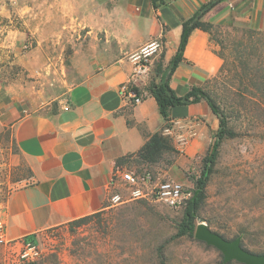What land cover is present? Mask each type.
I'll return each instance as SVG.
<instances>
[{"label":"crops","instance_id":"obj_1","mask_svg":"<svg viewBox=\"0 0 264 264\" xmlns=\"http://www.w3.org/2000/svg\"><path fill=\"white\" fill-rule=\"evenodd\" d=\"M50 1L53 17H41L33 56L51 62L60 85L37 92L0 85V135L12 132L29 171L4 212L7 240L15 245L108 211L117 169H148L182 183L184 170L208 153L220 127L205 101L173 108L168 126L149 91L156 65L161 61L166 70L177 52L183 21L211 0ZM203 20L264 33V0H225ZM154 41L163 51L152 57L149 73L134 77L133 57ZM222 65L211 36L197 29L171 87L185 96L203 88ZM132 80L143 98L137 105L120 94ZM160 132L178 153L165 167L162 160L139 163V152Z\"/></svg>","mask_w":264,"mask_h":264},{"label":"rangeland","instance_id":"obj_2","mask_svg":"<svg viewBox=\"0 0 264 264\" xmlns=\"http://www.w3.org/2000/svg\"><path fill=\"white\" fill-rule=\"evenodd\" d=\"M51 12L50 0L16 5L0 0L1 86L37 92L56 87L50 83L60 85L49 70L51 62L33 56L41 17L50 22ZM211 39L215 52L229 62L228 76L219 81L215 76L203 88L224 112L235 136L221 145L197 225L264 256V71L255 70L256 58L264 68V33L253 39L255 48L250 45L246 51V70L231 48L233 40L248 39L245 30L215 27ZM205 155L184 170L187 189L194 188ZM169 160L170 155L164 156L161 165ZM28 177L12 132L5 131L0 135V220L8 200ZM183 215L184 209L156 203L124 204L29 240L38 251L35 257H23L24 245L0 242V264H243L229 261L197 237H179Z\"/></svg>","mask_w":264,"mask_h":264},{"label":"trees","instance_id":"obj_3","mask_svg":"<svg viewBox=\"0 0 264 264\" xmlns=\"http://www.w3.org/2000/svg\"><path fill=\"white\" fill-rule=\"evenodd\" d=\"M223 1L225 0H211L207 4L200 7L190 19L183 21V32L177 52L170 61V65L166 70L163 69L161 61L156 65V78L151 82L149 91L155 98L160 114L164 120L168 122V126L172 117L171 111L173 108L177 106H189L200 103L201 101H205L208 104L212 112L220 121V127L216 134L214 144L202 160L199 177L194 180V188L192 189L193 197L184 208V215L179 225L178 236L197 237L199 240L217 248L229 261L236 260L243 264H264V256L253 254L252 252L244 249L241 244L236 241H230L218 234L212 233L208 229L198 227L197 220L199 219V211L205 203L207 186L212 174L214 173L221 145L225 139L233 138L235 134L229 129L228 119L224 112L221 111V108L217 106L215 100L204 88L194 87L188 94L180 97L171 87L172 76L180 64L184 61V54L190 36L197 29L212 36L216 26L205 22L203 19L206 14ZM260 34H262V32L248 29L245 30V36L248 37L247 40L243 39L241 41H232L231 48L235 53H237V62L240 65V68L244 70L248 68V66L246 67L247 61L245 60L246 51L250 45L252 50L255 48L253 39ZM218 45L224 49V43L222 41H218ZM215 53L224 61L222 68L216 75L215 79L218 81L223 79L225 80L228 76L229 62L223 53ZM255 61L256 73L264 71L263 63L258 61V58H256ZM177 153L178 152L173 145L172 139L165 136L163 132H160L153 135L139 152L138 162L142 164L154 165L159 163L164 156H172Z\"/></svg>","mask_w":264,"mask_h":264},{"label":"built area","instance_id":"obj_4","mask_svg":"<svg viewBox=\"0 0 264 264\" xmlns=\"http://www.w3.org/2000/svg\"><path fill=\"white\" fill-rule=\"evenodd\" d=\"M12 5L19 4L25 0H8ZM164 45L161 41H154L145 46L136 54L133 59L136 62L134 77L146 75L151 69L152 57L163 51ZM135 80V79H134ZM120 94L134 105L140 104L143 98L133 86V80L120 88ZM119 183V185H118ZM110 209L132 202H148L167 206L171 209L182 210L193 197L192 189H187L181 182L172 179H165L154 172L134 169H117L109 183ZM0 242L11 244L6 236V224L0 220ZM26 251L23 257L38 256L36 246L32 243H25Z\"/></svg>","mask_w":264,"mask_h":264}]
</instances>
